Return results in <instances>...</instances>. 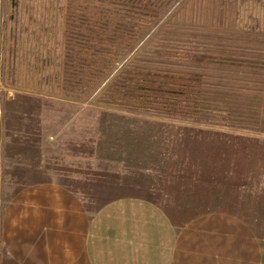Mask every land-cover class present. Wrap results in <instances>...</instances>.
I'll use <instances>...</instances> for the list:
<instances>
[{"label":"rangeland","instance_id":"374dc122","mask_svg":"<svg viewBox=\"0 0 264 264\" xmlns=\"http://www.w3.org/2000/svg\"><path fill=\"white\" fill-rule=\"evenodd\" d=\"M84 1L19 0L11 10L10 0H0V41L3 26L14 25L11 40L27 41L31 52L43 48L47 56L40 66L47 88L14 90L12 98L9 89L1 92L7 157L28 165L36 180L66 185L91 210L141 197L180 225L202 213L231 211L264 238V132L108 103L132 95L136 60L157 55V42H173L191 26L203 30L201 39L232 27L262 31L252 9L264 11V0H91L95 8L70 19ZM140 16H152L151 26L110 56L99 35L130 39Z\"/></svg>","mask_w":264,"mask_h":264},{"label":"crops","instance_id":"0c3cea01","mask_svg":"<svg viewBox=\"0 0 264 264\" xmlns=\"http://www.w3.org/2000/svg\"><path fill=\"white\" fill-rule=\"evenodd\" d=\"M13 26L1 33V100L7 89L12 98L14 90L47 88L40 67L46 52L11 40ZM9 153L0 135V264H264V238L238 213L206 212L180 225L141 197L91 210L66 185L36 180L34 170L12 162Z\"/></svg>","mask_w":264,"mask_h":264},{"label":"trees","instance_id":"16d2710c","mask_svg":"<svg viewBox=\"0 0 264 264\" xmlns=\"http://www.w3.org/2000/svg\"><path fill=\"white\" fill-rule=\"evenodd\" d=\"M89 1L77 3L70 19L95 8L88 5ZM9 7L19 8V0H10ZM252 11L261 17L263 31L264 11ZM153 20L152 16H140L132 38L108 39L100 34L99 43L106 45L111 56L119 46L131 47ZM244 23L245 20L236 21L234 26ZM188 29V34L182 33L173 42H157V55L136 60L137 73L131 75L132 95L123 100L112 98L108 103L264 132V32L251 34L232 27L201 39L203 30L194 26ZM90 50L84 53L89 55ZM213 56L227 58L231 63L211 62ZM101 72L103 75L106 71Z\"/></svg>","mask_w":264,"mask_h":264}]
</instances>
